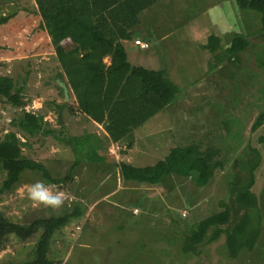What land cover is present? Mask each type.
I'll return each mask as SVG.
<instances>
[{
    "label": "rangeland",
    "instance_id": "obj_1",
    "mask_svg": "<svg viewBox=\"0 0 264 264\" xmlns=\"http://www.w3.org/2000/svg\"><path fill=\"white\" fill-rule=\"evenodd\" d=\"M142 18L144 20L136 27L134 35L149 40L152 47L131 49V62L151 69H165L168 77L179 86L178 97H182H177L136 129V148L132 144L129 150L147 149L146 143L142 144L143 137L139 136L150 135V124L155 133L153 141L161 144L153 147L150 154L138 157L135 152L133 155L124 153L125 144L113 145L110 137L82 112L72 113L66 108L61 110L59 117L56 104L67 101L77 110L78 102L70 86L66 95L58 86L62 81L67 82V78L64 75L58 80L62 68L51 36L41 26L36 1L0 0V75L12 76L17 79V85H22L26 79L24 93L27 102L19 107L0 98V133L4 135L16 130L12 121L22 115L24 109L41 113L49 123L48 127L57 129L61 139L52 134L23 137V141L29 139L30 143L24 146V154L45 164L53 176L65 177L73 168L72 179L63 184H47L53 191L62 192L67 197L59 208L35 205L26 198L27 187L37 180L43 181L38 174L27 171L12 190L0 193V212L13 222L28 225L56 212H64L79 200L80 193H84L85 198L94 199V189L102 180L98 177L99 172L122 174V163L155 165L176 148L196 143L204 155L210 151L218 152L215 161L221 166L215 169L210 182L200 186L190 177L169 175L157 186L158 196L162 192V198L157 199V194L152 196L154 209L149 213L145 210L151 198L149 194L141 195L138 200L135 198V203L142 209L141 215L137 220L132 217L127 227L123 226V231L115 234L116 238L125 241L123 244L128 250H114V243H111L107 245L111 251L99 263L264 264V216L260 245L252 252H243L239 258L230 256L225 234L207 245L199 257H192L183 249L186 235L201 219L225 209L223 202L231 199L233 185L230 184L234 177L250 178L248 168L252 160L258 158V151L262 159L255 171L252 189L264 215V125L256 129L257 122L260 123L264 115L261 13L241 9L237 0H156ZM237 34L247 36L251 44L239 54L232 55L228 49ZM211 35L221 39L223 51L211 53L205 48ZM129 44L135 46L132 42ZM62 45L74 46L70 38ZM105 61L109 63L110 59L105 58ZM19 135L22 137L21 132ZM64 137L72 138L71 142L63 141ZM76 161L80 162L73 167ZM4 179L5 172L0 166V186ZM112 180L118 182L117 177ZM120 185H126L123 179ZM92 188L93 194L86 195ZM148 191L145 188L144 192ZM113 210L111 206L110 213ZM76 223L73 221L67 229L76 253L67 264L78 261L82 243L77 240L76 230H71L76 228ZM40 236L41 232L28 240L10 236L9 243L0 250V264L32 260ZM110 237L115 239L112 235ZM63 245V239L59 237L52 243L50 251L54 253ZM120 254H126L130 259L121 262ZM53 261L60 264L59 259L53 258Z\"/></svg>",
    "mask_w": 264,
    "mask_h": 264
},
{
    "label": "trees",
    "instance_id": "obj_2",
    "mask_svg": "<svg viewBox=\"0 0 264 264\" xmlns=\"http://www.w3.org/2000/svg\"><path fill=\"white\" fill-rule=\"evenodd\" d=\"M35 1L42 20L41 26L51 36L62 68L58 80L63 79L64 75L67 78V82L62 81L58 86L64 95L70 86L78 102L77 110L70 107L67 101L56 104L55 110L59 117L61 110L66 108L72 113L82 112L102 124L113 142H120L134 128L143 125L176 101L179 86L168 77L165 69L147 68L143 64H133L130 59L131 49L136 46L144 50L152 47L149 40L134 33L143 22L145 11L156 0ZM237 1L241 9L261 13L264 29V0ZM144 24L148 26L146 22ZM67 38L74 44L71 48L62 45ZM137 39L147 42L149 46L141 48L135 42ZM130 42L135 46L130 47ZM231 42L228 53L232 55L239 54L250 45V40L243 34L235 35ZM205 48L211 53L222 50L221 39L211 35ZM105 58L110 59L109 63ZM25 82L26 79L22 85H17V79L12 76L0 75V98H5L13 106H25ZM12 125L16 130H10L4 135L0 133V166L5 172L0 193L12 190L27 171L38 174L46 184H63L73 178V168L65 177L53 176L45 164L23 152L24 146L30 144L29 139L23 141V137L52 134L56 139H61L57 129L48 127L49 123L43 114L24 109L23 114L12 121ZM262 125L264 115L260 123L257 122L256 129ZM62 140L70 143L72 138L64 137ZM196 145L178 147L166 159L151 166L137 167L131 163H122L121 171L126 180L153 185H159L168 175L177 174L184 178L190 177L197 185L204 186L210 182L215 169L221 164L215 161L217 151L204 155ZM258 152V158L253 159V162L250 160V178L234 177L230 184L233 185L232 191L229 190L231 199L223 202L225 209L201 219L197 227L186 235L183 249L191 253L192 257H199L207 245L217 241L223 234L227 237V248L232 258H239L243 252H252L260 245L264 215L252 189L255 171L262 159ZM79 162L76 161L73 167ZM84 213L83 205L76 202L62 213L56 212L23 225L11 221L0 212V250L9 243L10 236L28 240L41 232L34 258L14 264H54L49 254L57 234L62 233L73 221L80 220Z\"/></svg>",
    "mask_w": 264,
    "mask_h": 264
},
{
    "label": "crops",
    "instance_id": "obj_3",
    "mask_svg": "<svg viewBox=\"0 0 264 264\" xmlns=\"http://www.w3.org/2000/svg\"><path fill=\"white\" fill-rule=\"evenodd\" d=\"M130 59H131V54H130ZM92 121L93 123L98 125V127H100L102 131H104L108 135V137H110L109 133L106 131V129L104 128L102 124H99L98 122L94 120ZM151 127L153 128L152 124H150V128H148L149 130H151L149 131L150 135L141 134L139 136V138L143 137L142 144L143 142H145L147 149H142V150L139 149L137 152L134 150L131 151V149L129 150V146H131L132 144H134V146L136 145L137 137L134 134V132L136 131L137 128H134L120 142H113L111 139L110 140L113 143V145L117 144L119 146L121 144H125L126 152L124 153H126L127 155H133L134 152H135V155H137L138 157L144 156L145 153L148 155L150 154V151L153 150V147L155 148L161 145L153 141V138L155 137V133L154 131H152ZM134 148H136V146ZM158 162L159 161H157V163ZM131 164L135 165L134 163H131ZM136 166L146 167V166H139V165H136ZM147 166H151V165H147ZM97 174H98V177L100 176L102 180L97 184V187L94 189L96 190L94 199L90 200L88 198H85L84 193H80L79 194L80 197L78 198L79 200L76 201L83 205L85 213L81 217V219L77 221L75 225L76 228H73V229L71 228V230H74V229L76 230L77 240L78 241L81 240L82 242L80 244L81 246L80 251L77 255L78 261L73 260V264H100L99 261L103 258V256H105L106 253H109L111 251L107 247V245H110L111 243H114L113 244L114 250L127 251L128 249L126 250L124 246L125 244H123L125 243V241L122 240L121 237L116 238L115 234H120V232L123 231V226L127 227V224L130 223V220H132L131 219L132 217L136 218L137 220L139 216L141 215L142 209L135 203L137 202L138 197H140L141 195H146L147 193L149 194V197H151L149 199V205L145 207L146 208L145 210L149 213V211L151 212L154 209L153 204H152V200H153L152 196L154 194H157L158 196V190H157L158 185H153V184H149L145 182H139L137 180H132V179L126 180L123 172L121 174L119 172L117 173L116 171H110V172L102 171ZM114 177H117L118 182L117 181L113 182V180L111 181V179H113ZM166 177L163 178L160 184H162L166 180L165 179ZM121 179H123V182L126 183L125 186L120 185ZM145 188L147 189V191L148 190L149 191L144 192ZM151 189L152 191H150ZM92 190L93 188L91 189V191L88 190L86 195H89V194L91 195ZM74 193L78 195V193H76L75 191ZM120 194H124V195L127 194V195L120 196ZM162 194L163 193L160 192L157 199L159 197L161 199ZM135 198H137V200ZM111 206L114 208L113 213H110ZM68 208H66V210ZM79 224L81 226V229H77V225ZM69 227H71V225H68L67 227H65L63 232L58 233L57 237L55 238V241L58 240L59 237L63 239V244H64L63 247L60 248L59 250H56L54 253L52 250L50 251V254H49L51 258L59 259L60 264H67L71 260L72 256L74 257L76 254L74 252L75 246L72 245L73 243L71 240V236L67 230L69 229ZM111 235L114 236L115 239H112L110 237ZM95 245H97V247ZM119 257L121 259V262H124L125 260L130 259V258H127L126 254H120ZM124 263L126 264L127 262L125 261Z\"/></svg>",
    "mask_w": 264,
    "mask_h": 264
},
{
    "label": "clouds",
    "instance_id": "obj_4",
    "mask_svg": "<svg viewBox=\"0 0 264 264\" xmlns=\"http://www.w3.org/2000/svg\"><path fill=\"white\" fill-rule=\"evenodd\" d=\"M26 198L35 205H42L53 209L59 208L65 202L62 192L53 191L46 183L39 180L27 187Z\"/></svg>",
    "mask_w": 264,
    "mask_h": 264
},
{
    "label": "built area",
    "instance_id": "obj_5",
    "mask_svg": "<svg viewBox=\"0 0 264 264\" xmlns=\"http://www.w3.org/2000/svg\"><path fill=\"white\" fill-rule=\"evenodd\" d=\"M135 42H136V44L140 45L141 48H147L149 46V44L147 42L142 41V40H139V39H137ZM64 197H65V195H64ZM66 198L67 197H65V199ZM77 229H81V226L80 225H77Z\"/></svg>",
    "mask_w": 264,
    "mask_h": 264
}]
</instances>
